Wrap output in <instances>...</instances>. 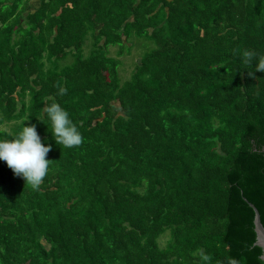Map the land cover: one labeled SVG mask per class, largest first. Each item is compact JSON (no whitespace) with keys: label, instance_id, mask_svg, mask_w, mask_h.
Listing matches in <instances>:
<instances>
[{"label":"trees","instance_id":"obj_1","mask_svg":"<svg viewBox=\"0 0 264 264\" xmlns=\"http://www.w3.org/2000/svg\"><path fill=\"white\" fill-rule=\"evenodd\" d=\"M33 1L0 0V139L35 124L51 162L33 188L0 161V264H264V0Z\"/></svg>","mask_w":264,"mask_h":264},{"label":"clouds","instance_id":"obj_2","mask_svg":"<svg viewBox=\"0 0 264 264\" xmlns=\"http://www.w3.org/2000/svg\"><path fill=\"white\" fill-rule=\"evenodd\" d=\"M242 64L246 67L252 66L255 61V70L249 72H264V54H257L251 50H243L241 53ZM57 96L67 94V89L56 85ZM43 117L51 126V136L57 145L71 149L78 147L82 143V134L77 125L70 118L69 112L53 100L45 103L43 107ZM51 151V145L42 143L37 132L36 125L23 126L16 136L9 139H0V161L6 162L9 169L16 177H20L25 184L33 188H39L44 178L48 174L50 162L46 159ZM204 261H209L210 257L203 256ZM235 264V262H232Z\"/></svg>","mask_w":264,"mask_h":264},{"label":"rangeland","instance_id":"obj_3","mask_svg":"<svg viewBox=\"0 0 264 264\" xmlns=\"http://www.w3.org/2000/svg\"><path fill=\"white\" fill-rule=\"evenodd\" d=\"M154 48L153 43H149L145 40H133V47L130 54L127 52L124 57L120 58L122 61V66L120 67V79L122 84L130 81L134 70L137 64H140V60L143 56ZM90 41L87 43L86 48L84 49V54L87 56L89 54ZM117 48L110 50V57L116 58L118 53ZM12 125L4 127V130H10ZM170 238V233L168 232L160 239L161 248H164L167 245V242Z\"/></svg>","mask_w":264,"mask_h":264},{"label":"water","instance_id":"obj_4","mask_svg":"<svg viewBox=\"0 0 264 264\" xmlns=\"http://www.w3.org/2000/svg\"><path fill=\"white\" fill-rule=\"evenodd\" d=\"M250 207L253 209L255 213L254 224H255V231L257 234V242L255 246L262 248L264 251V225L261 220V215L259 210L253 204H250ZM262 260L264 262V255L262 256Z\"/></svg>","mask_w":264,"mask_h":264},{"label":"crops","instance_id":"obj_5","mask_svg":"<svg viewBox=\"0 0 264 264\" xmlns=\"http://www.w3.org/2000/svg\"><path fill=\"white\" fill-rule=\"evenodd\" d=\"M32 4H33L34 7L38 8L39 1L34 0V1L32 2Z\"/></svg>","mask_w":264,"mask_h":264}]
</instances>
